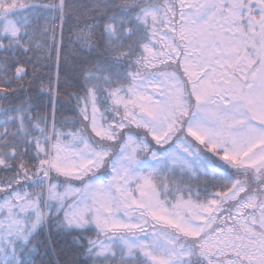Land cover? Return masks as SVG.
<instances>
[{
	"label": "snow or ice",
	"instance_id": "snow-or-ice-1",
	"mask_svg": "<svg viewBox=\"0 0 264 264\" xmlns=\"http://www.w3.org/2000/svg\"><path fill=\"white\" fill-rule=\"evenodd\" d=\"M0 264H264V0H0Z\"/></svg>",
	"mask_w": 264,
	"mask_h": 264
}]
</instances>
